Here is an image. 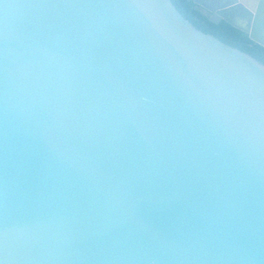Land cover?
Returning a JSON list of instances; mask_svg holds the SVG:
<instances>
[{
	"label": "water",
	"instance_id": "1",
	"mask_svg": "<svg viewBox=\"0 0 264 264\" xmlns=\"http://www.w3.org/2000/svg\"><path fill=\"white\" fill-rule=\"evenodd\" d=\"M0 264H264V62L172 0H0Z\"/></svg>",
	"mask_w": 264,
	"mask_h": 264
},
{
	"label": "trees",
	"instance_id": "2",
	"mask_svg": "<svg viewBox=\"0 0 264 264\" xmlns=\"http://www.w3.org/2000/svg\"><path fill=\"white\" fill-rule=\"evenodd\" d=\"M172 1L179 11L202 31L212 33L221 40L249 52L264 62V46L252 40L247 32L225 20H221L217 24L212 22L209 15L205 14L193 0Z\"/></svg>",
	"mask_w": 264,
	"mask_h": 264
},
{
	"label": "flooded vegetation",
	"instance_id": "3",
	"mask_svg": "<svg viewBox=\"0 0 264 264\" xmlns=\"http://www.w3.org/2000/svg\"><path fill=\"white\" fill-rule=\"evenodd\" d=\"M202 10H203V12L205 13V14H207V15H209V17L212 15L211 13H209V12H206L203 8H201ZM240 21V23L242 24V25H245V26H247V24H246V20L244 19V20H239Z\"/></svg>",
	"mask_w": 264,
	"mask_h": 264
}]
</instances>
